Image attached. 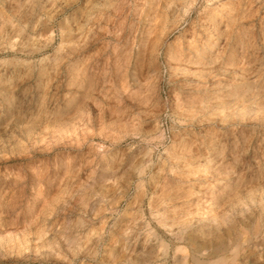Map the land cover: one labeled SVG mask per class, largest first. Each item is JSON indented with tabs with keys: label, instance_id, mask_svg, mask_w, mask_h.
Listing matches in <instances>:
<instances>
[{
	"label": "rangeland",
	"instance_id": "obj_1",
	"mask_svg": "<svg viewBox=\"0 0 264 264\" xmlns=\"http://www.w3.org/2000/svg\"><path fill=\"white\" fill-rule=\"evenodd\" d=\"M263 29L264 0H0V264H264Z\"/></svg>",
	"mask_w": 264,
	"mask_h": 264
},
{
	"label": "bare ground",
	"instance_id": "obj_2",
	"mask_svg": "<svg viewBox=\"0 0 264 264\" xmlns=\"http://www.w3.org/2000/svg\"><path fill=\"white\" fill-rule=\"evenodd\" d=\"M247 1H248V0H247ZM253 1H254V0H253ZM233 2H234V1H233ZM259 2H260V1H259ZM21 3H22V2H21ZM161 3H162V2H161ZM163 4H164V3H163ZM216 4H217V2H216ZM220 4H221V3H220ZM224 4H226V6H227V3H224ZM242 5H244V4H242ZM165 7H166V6H165ZM222 7H223V5H222ZM216 8L218 9L219 7H216ZM216 8H215V9H216ZM240 8H241V7H240ZM242 9H245V10H246L247 8H246V7H245V8L242 7ZM226 10H227V9H226ZM240 10H241V9H240ZM167 11H168V10H167ZM217 11H218V10H217ZM243 11H244V10H243ZM211 12H213V11L211 10ZM211 12H210L209 15H211ZM236 12H237V11H236ZM225 13H226V12H225ZM230 13H232V11H231ZM230 13H229V14H230ZM233 13H234V12H233ZM241 13H242V12H241ZM214 14H215V13H213V16H214ZM229 14H228V15H229ZM239 14H240V13H239ZM223 15H225V14H223ZM233 15H234V14H233ZM235 15H236V13H235ZM240 15H241V14H240ZM218 16H220V15H218V13H217V17H218ZM238 16H239V15H238ZM238 16H237V17H238ZM247 16H248V14H247ZM249 16H250V15H249ZM208 17H209V16H208ZM208 17H207V18H208ZM215 17H216V15H215ZM211 18H212V16H211ZM211 18H210V19H211ZM218 18H219V17H218ZM218 18H217V19H218ZM229 18H230V17H229ZM238 18H239V17H238ZM248 18H249V17H248ZM250 18H251V17H250ZM227 19H228V16H227ZM255 19H256V18H255ZM255 19H254V20H255ZM219 20H220V18H219ZM214 21H215V20H214ZM214 21H213V22H214ZM226 21H227V20H226ZM228 21H229V20H228ZM230 21H231V18H230ZM8 22H11V21H8ZM208 22H209V19H208ZM211 22H212V21H211ZM217 23H218V22H217ZM230 23H231V22H230ZM213 25H214V23H213ZM223 25H224V24H223ZM225 25H226V24H225ZM229 25L231 26V24H229ZM229 25H228V27H230ZM244 26H245V25H244ZM255 26H256V25H255ZM259 26H260V24H259ZM208 27H209V26H208ZM226 27H227V26H226ZM242 27H243V26H242ZM242 27H241V28H242ZM233 28H234V27H233ZM245 28H247V27H245ZM227 29H228V28H227ZM209 30H210V29H209ZM219 30H220V29H219ZM250 30H251V29H250ZM263 30H264V29H263ZM202 31H204V30H202ZM222 31H223V28H222ZM233 31H234V30H233ZM236 31H237V30H236ZM236 31H235V33H236ZM239 31H240V30H239ZM240 32H242V31H240ZM243 32H244V30H243ZM214 33H215V32H214ZM224 33H225V32H224ZM218 34H220V33H218ZM208 35H209V34H208ZM243 35H245V32H244V34L242 33V37H243ZM248 35H249V34H248ZM258 35H259V34H258ZM258 35H257V37H258ZM196 36H197V34H196ZM204 36H205V35H204ZM210 36H211V35H210ZM233 36H235V35H233ZM246 36H247V35H246ZM261 36H262V35H261ZM244 37H245V36H244ZM257 37H256V38H257ZM262 37H263V36H262ZM251 38H252V37H251ZM206 39H207V38H206ZM212 39H213V38H212ZM224 39H225V38H224ZM234 39H235V38H234ZM178 40H179V39H178ZM193 40H195V39H193ZM204 40H205V39H204ZM237 40L239 41V39H238V35H237ZM237 40H236L235 42H237ZM196 41H197V40H196ZM214 41H216V40H214ZM240 41H241V40H240ZM240 41H239V42H240ZM256 41H257V40H256ZM235 42H234V44L231 43V46H232V44L235 45V44H236ZM243 42H244V41H243ZM243 42L240 43V44L243 45ZM246 42H248V41H246ZM249 42H250V41H249ZM161 43H162V42H161ZM209 43H210V42H209ZM206 44H207V43H206ZM217 44H218V43H217ZM240 44H239V45H240ZM258 44H259V43H258ZM201 45H202V44H201ZM223 45H224V44H223ZM262 45H263V44H262ZM212 46H213V45H212ZM215 46H216V45H215ZM200 47H202V46H200ZM204 47H205V46H204ZM207 47H208V46H207ZM228 47H229V45H228ZM238 47H239V46H238ZM246 47H247V45H246ZM143 48H144V47H143ZM143 48H142V49H143ZM195 48H196V47H195ZM195 48H194V49H195ZM213 48H214V47H213ZM229 48H230V47H229ZM233 48H234V47H233ZM255 48H256V47H255ZM196 49H197V48H196ZM201 49H203V48H201ZM236 49H237V46H236ZM203 50H204V49H203ZM228 50H229V49H228ZM232 50H235V49H232ZM239 50L241 51V49H239ZM239 50H236V52L239 51ZM257 50H258V49H257ZM257 50H256V51H257ZM193 51H194V50H193ZM193 51H192V52H193ZM208 51H209V50H208ZM229 51H230L229 53L231 54V50H229ZM248 51H249V49H248ZM203 52H204V51H203ZM244 52H245V50H243V54H244ZM204 53H205V52H204ZM204 53H203V55H204ZM229 53H227V54H229ZM232 53H233V52H232ZM234 53H235V52H234ZM234 53H233V54H234ZM241 53H242V52H241ZM170 55H171V54H170ZM225 56H226V55H225ZM234 56H235V55H234ZM242 56H243V55H241V57H242ZM191 57H192V56H191ZM229 57H230L231 60H232V57H231V56H229ZM244 57H245V56H244ZM204 58H205V57H204ZM235 58H236V57H235ZM253 58H254V57H253ZM233 59H234V58H233ZM242 59H243V58H242ZM189 60H190V59H189ZM201 60H203V59H201ZM196 61H197V60H196ZM196 61H195V62H196ZM236 61H237V60H236ZM223 62H225V61H223ZM230 62H231V61H230ZM232 62H233V61H232ZM237 62H238V61H237ZM260 63H261V62H260ZM203 64H204V63H203ZM228 64H229V63H228ZM238 64H239V63H238ZM223 65H224V64H223ZM223 65H221V67H222ZM235 65H237V64H235ZM235 65H234V63H231V66H232L233 68L236 67ZM258 65H260V64H258ZM198 66H199V65H198ZM237 66H238V65H237ZM249 66H252V65H249ZM203 67H205V69H206V66H203ZM198 68H199V67H198ZM227 68H231V67H227ZM251 68H252V67H251ZM223 70H224V69H223ZM257 70H258V69H257ZM204 71H205V70H204ZM225 71H226V70H225ZM228 71H229V70H228ZM245 71H246V70H245ZM206 72H207V71H206ZM220 72H221V71H220ZM249 72H250V71H249ZM201 73H202V72H201ZM237 73H238V72H237ZM199 74H200V72H199ZM233 74H235V73H233ZM241 74H242V73H241ZM236 75H237V74H236ZM238 76H239V75H238ZM243 79H244V78H243ZM245 82H247V81H245ZM241 83H244V82H241ZM242 85H243V84H242ZM242 85H241V86H242ZM245 85H246V83H245ZM247 85H248V82H247ZM246 87H247V86H246ZM236 88H237V87H236ZM235 90H236V89H235ZM263 95H264V94H263ZM195 105H196V103H195ZM222 112H223V111H222ZM212 114H213V113H212ZM212 114H211V115H212ZM222 176H223V175H222ZM224 176H225V175H224ZM227 176H228V175H227ZM224 193H225V192H224ZM222 196H224V194L221 195L220 198H222ZM225 196H226V195H225ZM173 198H174V197H173ZM218 198H219V197H216L215 199L218 200ZM168 200H169V199H168ZM217 200H215V201H217ZM224 200H225V199H224ZM170 201H172V200H170ZM213 201H214V200H212V203H213ZM168 202H169V201H167L165 204H167ZM169 203H170V202H169ZM218 203H219V202H218ZM218 203H217V204H218ZM166 207H167V206H166ZM167 210H168V209H167ZM167 210H166V211H167ZM164 211H165V210H164ZM167 213H168V211H167ZM191 214H192V213H191ZM191 214H190V215L188 214V216H191ZM167 215H169V214H167ZM194 215H195V214H194ZM192 216H193V215H192ZM169 217H171V215H170ZM213 217H214V216H213ZM214 218H215V217H214ZM212 219H213V218H212ZM213 220H214V219H213ZM213 220H212V221H213ZM219 220H220V219H219ZM192 222H193V221H192ZM193 223H194V222H193ZM209 223H211V220H210ZM206 224H208V223H206ZM204 225H205V224H204ZM212 226H213V225H212ZM215 226H216V225H215ZM205 227H206V226H205ZM205 227H204V228H205ZM207 227H208V226H207ZM213 227H214V226H213ZM195 228H197V227H195ZM198 228H200V227H198ZM198 228H197V229H198ZM216 228H217V227H216ZM197 229H195V230H197ZM191 230H192V228H191ZM193 230H194V229H193ZM201 230H202V229H199V231H201ZM204 230H207V229H204ZM204 230H202V231H204ZM211 230H212V229H211ZM202 231H201V232H202ZM209 231H210V229H209ZM193 232H195V231H192V233H193ZM206 232H207V231H206ZM210 232H211V231H210ZM207 233H208V232H207ZM197 234H198V233H197ZM190 236H191V235H190ZM171 238H172V237H171ZM172 239H173V238H172ZM203 239H204V238H203ZM190 240H191V239H190ZM201 240H202V239H201ZM204 240H205V239H204ZM188 241H189V240H188ZM218 242H219V241H218ZM222 242H223V241H222ZM222 242H221V243H222ZM207 243H208V241H207ZM207 243H206V244H207ZM234 243H235V242H234ZM199 244H200V243H199ZM253 244L256 245V242H253ZM212 248H214V247H212ZM217 248H218V247H217ZM207 250H208V249H206V251H207ZM243 250H244V249H243ZM245 251H246V250H245ZM189 255H190V254H189ZM193 255H194V254H193ZM196 255H197V254H196ZM188 258H189V256H188ZM193 258H194V261H195L196 263H199V262H198V259H196L195 257H193ZM248 258H249V257H248ZM220 260H221V258H219L217 261L220 262ZM242 260H243V259H242ZM251 261H252V260H251ZM251 261H250V262H251ZM263 261H264V260H263ZM248 262H249V261H248ZM261 262H262V261H261ZM242 263H243V262H242Z\"/></svg>",
	"mask_w": 264,
	"mask_h": 264
}]
</instances>
